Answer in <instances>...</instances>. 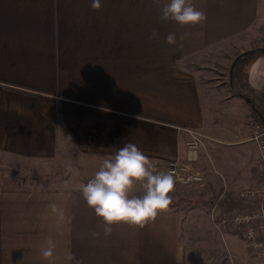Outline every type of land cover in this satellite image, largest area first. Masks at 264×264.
Here are the masks:
<instances>
[{"label": "crops", "instance_id": "0c3cea01", "mask_svg": "<svg viewBox=\"0 0 264 264\" xmlns=\"http://www.w3.org/2000/svg\"><path fill=\"white\" fill-rule=\"evenodd\" d=\"M168 2L101 0L94 10L92 0H0V158L95 167L133 143L155 172H166L171 160H187V129H196L205 149L194 165L219 193L220 210L257 186L253 104L245 115L228 109L243 97L231 83L239 95L224 89L218 113L213 90L221 83L205 81L217 69L202 63L229 47L239 55L264 47V0H191L206 15L194 25L161 20ZM245 79L241 91L264 107V53ZM82 185L35 188L0 171V264H188L174 209L142 228L113 225L106 236ZM47 239L55 244L50 260L41 254Z\"/></svg>", "mask_w": 264, "mask_h": 264}, {"label": "rangeland", "instance_id": "374dc122", "mask_svg": "<svg viewBox=\"0 0 264 264\" xmlns=\"http://www.w3.org/2000/svg\"><path fill=\"white\" fill-rule=\"evenodd\" d=\"M212 55V61H205L202 65L216 67L215 70H208L206 73L209 79H205L211 85L221 83V88H216L217 93L213 100V107L220 111L226 110L223 106L221 94L225 89L232 95H239L232 87L231 68L233 62L239 55L234 47ZM217 51V50H216ZM207 70V68H206ZM204 84V82H203ZM244 96H240L238 105L227 104L228 109L241 111L244 115L249 114L251 103L247 97H253L247 89H243ZM207 91H202L204 101L207 98ZM253 99H255L253 97ZM233 104V105H232ZM232 110V111H233ZM248 116V115H247ZM248 121V126L252 124ZM100 165L95 167L87 163L79 166L73 161L64 163L57 160H22L1 157L0 171L17 175L23 181L30 183L35 188H61L79 186L93 178ZM142 189L136 185L133 195H141ZM171 204L169 208L174 209L179 215L181 242L186 250L188 264H264V258H257L247 247L240 233L235 228L229 229L225 234V241L214 228L211 220L212 208L219 196V193L209 181L203 185L182 186L175 184L174 191L169 194ZM221 214V210L217 209ZM232 258L233 263H231Z\"/></svg>", "mask_w": 264, "mask_h": 264}, {"label": "clouds", "instance_id": "9594fccd", "mask_svg": "<svg viewBox=\"0 0 264 264\" xmlns=\"http://www.w3.org/2000/svg\"><path fill=\"white\" fill-rule=\"evenodd\" d=\"M94 10L101 8V0H92ZM173 20L180 25L198 24L206 20V15L192 5L191 0H169L162 8L161 20ZM158 34L154 31L150 39ZM167 43L174 44V33L167 36ZM138 118V117H137ZM175 177L171 172H155L149 158L133 143L118 148L111 159H105L87 184L81 186L82 196L89 208L104 222V234L110 235L112 226L120 223L132 227H144L156 219L159 212L166 211L171 204L169 195L175 188ZM142 189L141 195H133L136 185ZM53 213L65 218L64 211L52 204ZM94 236L98 233H93ZM42 256L50 260L54 255L55 244L46 241ZM67 261L76 260L68 252ZM76 264H82L76 261Z\"/></svg>", "mask_w": 264, "mask_h": 264}, {"label": "built area", "instance_id": "2783aa9c", "mask_svg": "<svg viewBox=\"0 0 264 264\" xmlns=\"http://www.w3.org/2000/svg\"><path fill=\"white\" fill-rule=\"evenodd\" d=\"M187 132L190 136V140L187 141V160H171L166 172L174 174L177 185H203L207 180L206 173L197 169L194 163L197 151L200 148L205 149L204 135L196 129H187ZM250 140L259 152L260 183L254 188L238 190L232 198L250 204L251 207L231 214H219L217 201L212 208L211 220L224 241L226 232L230 228H235L242 233L247 249L257 258H264V124L260 122L253 124ZM229 258L233 263L230 255Z\"/></svg>", "mask_w": 264, "mask_h": 264}, {"label": "trees", "instance_id": "16d2710c", "mask_svg": "<svg viewBox=\"0 0 264 264\" xmlns=\"http://www.w3.org/2000/svg\"><path fill=\"white\" fill-rule=\"evenodd\" d=\"M264 47H257L252 49L253 52L244 54L239 58H236L237 61L235 63L233 72H232V84L233 87L237 89V92L244 96V93L241 91V87L245 86L246 83V74L249 70V67L254 61V58L259 53H264ZM250 98V102L253 104L252 110L253 113L256 115V122H260L264 124V107L255 103L252 97ZM251 205L244 203L242 201H228L223 200L220 203V208L222 212L231 213L235 209H243V208H250Z\"/></svg>", "mask_w": 264, "mask_h": 264}, {"label": "water", "instance_id": "95a60500", "mask_svg": "<svg viewBox=\"0 0 264 264\" xmlns=\"http://www.w3.org/2000/svg\"><path fill=\"white\" fill-rule=\"evenodd\" d=\"M264 50V49H263ZM253 52V50H248V51H245L243 52L242 54H240L237 58H239L240 56L244 55V54H248V53H251ZM237 59L233 62L232 64V68H231V73L233 72V69H234V66H235V63H236Z\"/></svg>", "mask_w": 264, "mask_h": 264}]
</instances>
